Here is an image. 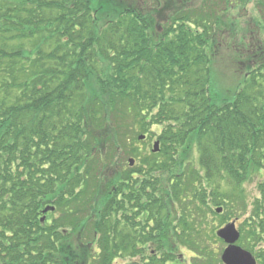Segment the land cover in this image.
<instances>
[{
	"label": "trees",
	"instance_id": "obj_1",
	"mask_svg": "<svg viewBox=\"0 0 264 264\" xmlns=\"http://www.w3.org/2000/svg\"><path fill=\"white\" fill-rule=\"evenodd\" d=\"M240 4L0 0V264H124L141 216L166 262L203 251L190 234L218 208L264 264V52L234 35ZM141 135L158 154L140 156Z\"/></svg>",
	"mask_w": 264,
	"mask_h": 264
},
{
	"label": "rangeland",
	"instance_id": "obj_2",
	"mask_svg": "<svg viewBox=\"0 0 264 264\" xmlns=\"http://www.w3.org/2000/svg\"><path fill=\"white\" fill-rule=\"evenodd\" d=\"M241 4L239 5L238 9L232 10L231 11V19L232 22L235 25V32L234 35H238L244 43L248 44V45H254V50H258V51H262L264 52V23H263V17H264V8L261 6L262 1L264 0H240ZM264 4V3H263ZM252 47V46H251ZM261 55V54H260ZM264 58V57H263ZM262 60V59H261ZM217 79L220 83L221 88H224L225 91H230V90H234L235 87H232L235 83V79L233 76V71L231 69H226L223 66H221L220 68L217 69ZM229 88V89H227ZM152 131H155L156 134L159 133V130L154 128ZM154 137H152L151 141H147L146 144H141L142 142H138V144H136L135 146L138 147L140 156L146 155L150 152L151 148H152V144L154 142ZM192 156H184L181 159H185V161H192V162H196L198 160V156L196 154V152H193L191 154ZM136 160V159H135ZM121 161V160H119ZM184 164V167H191L193 165H190L189 163ZM118 167H119V163H118ZM196 169H198L197 167H195ZM261 175L256 174V176L254 175L251 178V182H247L245 184L242 185V187L244 188L245 192L247 193V197L249 198V201H251L252 199H254L257 196V190H256V186L259 183L260 179H261ZM248 210H250V208H248ZM179 211V209H178ZM223 214V213H221ZM221 214H217L216 216H208L206 217L207 219V233H203V234H199V235H195V234H190V239H195L197 241H199L201 244H199V248L200 246H202V248L204 247V251L207 254V252H212V255L216 254L217 252H219L220 256L223 250H225L227 247V245L224 243H221V241L219 242L218 239H216V241H214L213 239H211L210 237H212V230H214L215 232L218 229H222L225 226L221 224ZM218 215V216H217ZM55 217H58L59 214L56 213L54 215ZM175 221V220H173ZM180 222H182V220H180ZM231 222V221H229ZM228 222V223H229ZM193 223V221H192ZM238 223L236 221L237 224V228H238ZM182 229H187V228H182ZM188 230V229H187ZM192 235V236H191ZM215 237V235H214ZM189 239V240H190ZM83 241L84 238H82ZM84 244V243H83ZM86 245V244H84ZM237 245H240V241H237ZM242 246V244H241ZM88 248H92L91 245L87 246ZM242 248V247H241ZM214 251V252H213ZM196 252L199 253V250L196 249ZM191 254L188 253V261L192 262L190 259ZM202 260V259H200ZM199 259H196L197 263H199L200 261ZM213 260H215V257L213 258ZM203 261V260H202ZM90 264H92L90 262ZM98 264V263H97ZM115 264H123L122 261H117ZM202 264H205V262H203Z\"/></svg>",
	"mask_w": 264,
	"mask_h": 264
},
{
	"label": "flooded vegetation",
	"instance_id": "obj_3",
	"mask_svg": "<svg viewBox=\"0 0 264 264\" xmlns=\"http://www.w3.org/2000/svg\"><path fill=\"white\" fill-rule=\"evenodd\" d=\"M130 215H132V213ZM40 217H42V215ZM45 217L47 218L48 215H46ZM171 221L173 223H178L177 220ZM132 222L138 223L140 226L132 227L130 225V223ZM154 223L155 221L147 220L143 216L138 217L134 220H129V225L126 229L129 243L128 250L125 255L124 264H202L203 262H205V264H222L219 252L214 255H212V252H207L206 254L204 251V247L202 248V246H200V249H203V251L200 250L199 253H197L196 249L193 247H188V251L182 247H179L178 250L173 249V251L169 252V255L174 257L164 262L161 245L163 237L161 232L163 229L159 227L158 230H155ZM173 229L175 231L178 230L177 227ZM210 238L214 241L218 239L216 236H212ZM134 239H136L140 243L134 245L132 243ZM188 253L191 254L190 259L192 262H189L187 260ZM214 257L215 260H213ZM196 259H202L203 261L200 260L199 263H197Z\"/></svg>",
	"mask_w": 264,
	"mask_h": 264
},
{
	"label": "water",
	"instance_id": "obj_4",
	"mask_svg": "<svg viewBox=\"0 0 264 264\" xmlns=\"http://www.w3.org/2000/svg\"><path fill=\"white\" fill-rule=\"evenodd\" d=\"M144 138V136H140L138 137V140L143 141ZM159 150V142L157 141L153 144L152 153L156 154ZM128 163L129 166L132 167L134 165V160L130 159ZM53 211L54 208H46L43 211V214ZM221 211V209H218L216 210V213L220 214ZM216 235L228 245V248L224 250L222 255V262L224 264H256L254 258L248 252L235 246V243L239 240L240 234L236 230L234 221L221 230H218Z\"/></svg>",
	"mask_w": 264,
	"mask_h": 264
}]
</instances>
